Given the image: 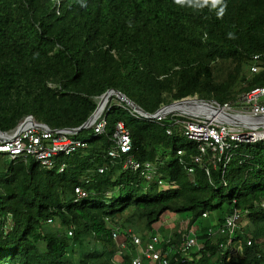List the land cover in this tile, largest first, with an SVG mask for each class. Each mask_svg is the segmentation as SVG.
<instances>
[{
    "label": "trees",
    "instance_id": "trees-1",
    "mask_svg": "<svg viewBox=\"0 0 264 264\" xmlns=\"http://www.w3.org/2000/svg\"><path fill=\"white\" fill-rule=\"evenodd\" d=\"M256 55L264 56V0H0V131L27 116L79 128L109 90L151 115L188 97L234 105L264 87V68L250 72ZM111 99L105 132L77 134L87 147L58 159L62 172L0 154V264H131L134 246L117 258L113 229L145 246L166 213L187 219L162 236L178 244L186 221L203 246L186 264H264V141L231 143L214 158L209 151L201 167L199 143L171 116L140 121ZM117 122L137 160H167L166 189L111 163ZM234 210L243 215V251L228 257L209 230Z\"/></svg>",
    "mask_w": 264,
    "mask_h": 264
},
{
    "label": "built area",
    "instance_id": "built-area-1",
    "mask_svg": "<svg viewBox=\"0 0 264 264\" xmlns=\"http://www.w3.org/2000/svg\"><path fill=\"white\" fill-rule=\"evenodd\" d=\"M263 68L264 56H254L250 68L251 74H259ZM108 104L109 102L90 128L96 135H102L105 132L107 124L105 113ZM235 106L241 111L235 112L233 110ZM163 108L166 109L167 114L151 119L125 107L140 121L162 122L171 116L175 124L181 127L187 139L199 143L200 155L194 159V162L201 167H203V157L207 156L209 151L214 158L216 155H223L231 143L255 144L264 141V87H257L243 94L234 105L221 106L215 102L201 101L197 97H188L175 101L173 106ZM190 109L193 112L189 111ZM19 125H22L19 132L16 133V130H13L9 134L0 135V154H6L11 161L33 159L45 169L59 167V172H62L66 164L64 162L58 164V159L72 156L87 147L86 142L74 138L77 134L70 129H51L35 119L31 120L30 116H27ZM167 134L171 135L172 131L168 130ZM113 143L114 146L107 153L113 165L119 163L123 170L137 173L147 186L157 182L163 189L168 187V183L162 179L160 170L166 166L167 160L161 161L159 158L154 162L137 160L133 154L130 132L123 122L115 124ZM233 146L237 147L235 144ZM178 155H182V152L179 151ZM193 171L192 168L188 169L189 174H193ZM103 172L104 169L98 170L99 174ZM75 192L81 198L87 195L82 188H76ZM242 216L241 212L234 210L217 229L209 230L210 235H219L224 238L225 241L220 243L217 249L228 257L242 254L243 242L238 239L239 235H243L241 233ZM48 223L51 224L52 221L49 220ZM182 224L178 244L162 236L156 229L145 246L131 231L123 234L120 229L114 228L112 238L116 243L117 254L122 255L130 241L136 253L131 258V264H147V262L186 264L185 257L189 253L194 254L195 260H198L201 258L200 251L203 246L188 223L186 222L185 226ZM72 234V231L68 232L69 236ZM122 237H124L123 240ZM246 244L251 246V240H246ZM115 264H121V262L115 261Z\"/></svg>",
    "mask_w": 264,
    "mask_h": 264
},
{
    "label": "water",
    "instance_id": "water-1",
    "mask_svg": "<svg viewBox=\"0 0 264 264\" xmlns=\"http://www.w3.org/2000/svg\"><path fill=\"white\" fill-rule=\"evenodd\" d=\"M112 96H115L120 102L124 103L125 107L129 108L130 110L136 112L137 114L143 115V116L151 118V119H155L158 116H164L165 114L168 113L165 108H161L155 114H152V115L148 114L142 108H140L137 104H135L133 101L128 99L121 92H119L117 90H109L100 98L96 110L91 115V117L87 120V122L79 128L70 129V130L76 134H79L85 130H89L91 128V126L94 124V122L96 121V119L100 116V114L102 113L103 109L105 108L106 104L110 101ZM173 105H175V102L166 106V107L173 106ZM30 119L33 120L34 117L30 116ZM21 129H22V125H18L15 128L16 133L19 132ZM10 132H1L0 131V135L9 134Z\"/></svg>",
    "mask_w": 264,
    "mask_h": 264
},
{
    "label": "crops",
    "instance_id": "crops-1",
    "mask_svg": "<svg viewBox=\"0 0 264 264\" xmlns=\"http://www.w3.org/2000/svg\"><path fill=\"white\" fill-rule=\"evenodd\" d=\"M169 214H164L163 217L161 218V221L159 223H157L156 225H154V228L155 229H158V230H168V229H172L174 228L176 225H177V222L176 224H171L170 221L172 220H175V221H179L180 219L176 218V217H172L171 215ZM166 224V225H165Z\"/></svg>",
    "mask_w": 264,
    "mask_h": 264
},
{
    "label": "rangeland",
    "instance_id": "rangeland-1",
    "mask_svg": "<svg viewBox=\"0 0 264 264\" xmlns=\"http://www.w3.org/2000/svg\"><path fill=\"white\" fill-rule=\"evenodd\" d=\"M111 101H112V99H111ZM110 102V101H109ZM117 102L116 101H112V104H116ZM233 110L235 111V112H239V111H241L237 106H235L234 108H233ZM89 133L88 132H85V136H87ZM84 137V136H83ZM79 139V138H78ZM166 214H168V213H166ZM169 216V215H168ZM174 217H176L177 219L178 218H183L184 216H182V215H180V216H174ZM173 217V218H174ZM184 218H186V217H184ZM187 219V218H186ZM176 222L178 223L179 221H175V220H172V221H170V223L172 224H176ZM184 224H186V221H183V224H182V226H185ZM54 225L56 226V227H58L59 225H58V223H54ZM243 225V224H242ZM181 226V225H180ZM164 230V229H163ZM128 231H130V230H128ZM159 233L160 234H162L161 233V231H159ZM124 239V237H122V240ZM117 258H119V255L117 254Z\"/></svg>",
    "mask_w": 264,
    "mask_h": 264
},
{
    "label": "bare ground",
    "instance_id": "bare-ground-1",
    "mask_svg": "<svg viewBox=\"0 0 264 264\" xmlns=\"http://www.w3.org/2000/svg\"><path fill=\"white\" fill-rule=\"evenodd\" d=\"M189 111L193 112V110H191V109H190ZM137 237H138V236H137Z\"/></svg>",
    "mask_w": 264,
    "mask_h": 264
},
{
    "label": "clouds",
    "instance_id": "clouds-1",
    "mask_svg": "<svg viewBox=\"0 0 264 264\" xmlns=\"http://www.w3.org/2000/svg\"><path fill=\"white\" fill-rule=\"evenodd\" d=\"M15 130V129H14ZM13 131V130H12Z\"/></svg>",
    "mask_w": 264,
    "mask_h": 264
}]
</instances>
